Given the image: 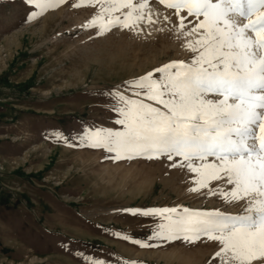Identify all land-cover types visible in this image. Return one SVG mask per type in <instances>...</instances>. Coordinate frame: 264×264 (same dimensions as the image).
<instances>
[{
  "label": "rangeland",
  "instance_id": "374dc122",
  "mask_svg": "<svg viewBox=\"0 0 264 264\" xmlns=\"http://www.w3.org/2000/svg\"><path fill=\"white\" fill-rule=\"evenodd\" d=\"M76 2L29 21L25 0H0V264H84L76 253L108 264H208L211 244L142 249L117 239L143 240L158 223L124 209L237 208L189 193L190 175L163 158L113 160L78 139L89 126L119 128L109 89L188 53L155 27L97 36L82 27L96 9Z\"/></svg>",
  "mask_w": 264,
  "mask_h": 264
},
{
  "label": "snow or ice",
  "instance_id": "6c2138e0",
  "mask_svg": "<svg viewBox=\"0 0 264 264\" xmlns=\"http://www.w3.org/2000/svg\"><path fill=\"white\" fill-rule=\"evenodd\" d=\"M25 2L35 9L31 21L66 0ZM72 7L96 9L82 27L97 36L155 27L188 53L109 89L119 128L86 127L79 144L113 160L163 158L190 175L189 193L238 209H124L158 223L143 240L116 238L142 249L200 242L214 249L208 264H264V0H77ZM51 135L67 144L62 132Z\"/></svg>",
  "mask_w": 264,
  "mask_h": 264
}]
</instances>
